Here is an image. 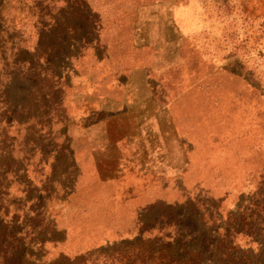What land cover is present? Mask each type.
<instances>
[{
  "label": "rangeland",
  "instance_id": "obj_1",
  "mask_svg": "<svg viewBox=\"0 0 264 264\" xmlns=\"http://www.w3.org/2000/svg\"><path fill=\"white\" fill-rule=\"evenodd\" d=\"M0 2V240L264 264V0Z\"/></svg>",
  "mask_w": 264,
  "mask_h": 264
},
{
  "label": "trees",
  "instance_id": "obj_2",
  "mask_svg": "<svg viewBox=\"0 0 264 264\" xmlns=\"http://www.w3.org/2000/svg\"><path fill=\"white\" fill-rule=\"evenodd\" d=\"M227 239L220 240L210 253H206L209 245L196 235L189 238L176 236L173 239L160 241V246L151 247L147 252L144 249L136 252L135 250L138 248L129 245L126 253L122 257H117V262L119 264H201L205 261L207 264H225V251H218V249L225 243L231 245L232 240ZM24 240V237H19L16 234H11L0 240V264H86L87 258L92 252H97L95 258L101 254L99 253L101 247L91 250V245H85L78 249L84 250L85 248L86 251L82 253H74L69 256L58 254L50 261L30 262L27 256L28 247ZM32 242V240L29 241V244ZM90 264H97V262ZM108 264H113V262Z\"/></svg>",
  "mask_w": 264,
  "mask_h": 264
}]
</instances>
